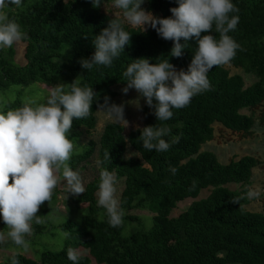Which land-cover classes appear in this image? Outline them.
I'll use <instances>...</instances> for the list:
<instances>
[{
  "label": "trees",
  "instance_id": "obj_1",
  "mask_svg": "<svg viewBox=\"0 0 264 264\" xmlns=\"http://www.w3.org/2000/svg\"><path fill=\"white\" fill-rule=\"evenodd\" d=\"M233 2L239 9V23L229 35L242 50L227 64L256 77L257 82L246 88L243 77L231 76L225 69L227 64L213 66L208 73L210 90L194 96L186 107L173 109L170 120L156 121L146 106L142 128L163 123L171 135L180 136L166 152L144 149L139 129L125 136L124 128L115 123L108 124L95 140L99 112L94 102L87 118L73 120L69 139L74 150L68 164L82 175L93 159L102 160L109 151L110 161L103 166L124 182L120 198L123 223L110 227L105 211L97 206L99 169L95 167L96 177L77 200L86 208L82 226L62 224L60 229L69 235L59 253L46 251L38 261L16 254L20 264H72L67 258L69 248L87 252L88 256L80 255L79 264H264V213L248 211L250 200L245 196V186H252L259 160L244 157L224 165L214 153L202 152L214 141L216 124L242 138L253 134L256 123L264 125V0ZM177 6L176 0H145L142 5L161 18L170 17V8ZM108 7H113L111 0L99 7H93L91 0H23L22 7L10 9L9 16L27 33L28 38L20 41L25 45L26 64L14 62L13 47L0 50V111L21 106L28 100L26 89L32 86H39L40 92L41 87L71 84L78 77L81 84L92 86L99 103L105 96L116 103L114 89L127 86L122 73L131 60L141 57L150 58L151 63L167 57L177 70L187 69L195 41H189L181 57H172L171 40L161 38L150 27L142 31L127 25L130 42L111 67L82 69L79 60L92 55V41L114 18L105 10ZM212 34L219 38L218 33ZM38 91L31 94V100ZM244 110L251 113L243 114ZM129 148L140 157L128 158ZM170 168L176 169L175 174ZM229 185L240 186L241 191H232ZM204 191H210L209 196L198 201ZM237 197L244 198L233 202ZM186 200L194 202L172 218L178 204ZM55 201L53 193L39 208L48 212ZM138 210L155 215L153 228L125 235L129 226L139 224V217L130 214ZM33 229V241L46 235L49 220L45 215Z\"/></svg>",
  "mask_w": 264,
  "mask_h": 264
},
{
  "label": "clouds",
  "instance_id": "obj_2",
  "mask_svg": "<svg viewBox=\"0 0 264 264\" xmlns=\"http://www.w3.org/2000/svg\"><path fill=\"white\" fill-rule=\"evenodd\" d=\"M91 3L99 7L105 5V0ZM111 3L119 11L95 36L92 55L79 60L87 72L94 67H111L124 53L132 35L126 25L142 31L150 27L161 38L171 40L172 57H181L189 41H195L196 49L186 70H177L167 57L156 58L154 63L141 57L131 60L122 73L127 85L122 92L135 89L156 121L170 120L173 109L186 107L194 96L210 90L209 71L213 66L229 63L242 50L229 35L239 23V9L233 0H176L178 6L170 8L171 16L166 18L144 9L145 0H111ZM22 5L23 0H0V50L28 38L21 25L9 16L10 9ZM212 33H218L219 38ZM94 102L98 104L97 111L103 112L110 122L128 127L124 105L110 102L108 96L99 103L92 86L81 84L79 77L71 84L57 83L50 87L43 102L25 101L19 107L0 111V220L7 229L0 230V247L11 243L18 249H29L33 225L41 223L38 209L51 200L58 184H63L66 196L85 192L80 171L68 164L74 150L69 136L73 120L87 118ZM139 131L141 145L148 151L166 152L180 140L163 123ZM106 161H110L109 151L102 160L95 161L99 169L96 204L105 211L109 226L116 228L123 223L125 211L117 174L103 166ZM170 171L175 174L176 169ZM245 196L257 199L261 190L245 186ZM67 258L72 264H79L81 256L69 248ZM9 264H20L16 254L10 257Z\"/></svg>",
  "mask_w": 264,
  "mask_h": 264
},
{
  "label": "rangeland",
  "instance_id": "obj_3",
  "mask_svg": "<svg viewBox=\"0 0 264 264\" xmlns=\"http://www.w3.org/2000/svg\"><path fill=\"white\" fill-rule=\"evenodd\" d=\"M66 2L70 0H65ZM107 13H111L112 16L118 11L114 7L105 8ZM134 28V27H132ZM149 28V27H148ZM146 28V30L148 29ZM138 29V28H136ZM15 50L14 62L20 66L26 64L25 55V45L18 42L12 46ZM5 48L4 50H7ZM225 69L229 71L231 76H241L244 79L246 88L257 82V78L253 76H248L244 74L241 69H236L229 64L225 65ZM39 86H32L26 89L28 94L27 101L31 100V94L38 91ZM124 87H117L114 91L117 94L116 104L124 105L125 118L129 121L128 127L124 128V135L128 136L131 132L141 129L144 124L143 109L147 106L144 99L139 95V93L134 89H129L125 94L122 92ZM42 91L36 93V98L32 99L35 101H40L44 99L49 88L41 87ZM44 91V92H43ZM43 98V99H42ZM243 114L249 115L251 112L249 110H244ZM260 110L256 111V117H259ZM110 122L103 112L98 113V125L96 130L93 132L95 136L94 139L97 140L102 134L104 128L110 124ZM215 139L213 142L208 143L202 148V152H212L214 153L221 164L227 165L232 161H239L244 157H254L260 162V165L253 171L252 186H257L261 190V196L257 199H249L250 204L246 209L253 213H264V125L256 123L254 127L253 134L249 137L242 138L224 129L221 125L216 124L214 126ZM85 138H87L85 136ZM86 140V139H85ZM127 157L132 159H137L140 156L136 154L132 149H128ZM96 159L92 160V165L88 170H83L82 176L84 178L85 186L91 182L96 177ZM232 191H241L240 186L229 185L227 186ZM119 196L124 189L123 180H119ZM55 193L56 201L53 202V207L50 211H46V208H39L37 215H45L49 220V231L46 235L42 236L37 240L33 239V234L30 239V247L27 251L18 249L11 243L0 247V264H8L10 257L13 254H20L28 259L38 261L42 253L49 251L53 253H59L67 240L68 232H63L60 226L64 223L71 222L81 227L83 224L84 216L86 213L85 206L78 204L79 195L72 196L65 193V189L62 183L58 184L56 189L53 191ZM210 191H204L198 199H205L209 196ZM97 198V196H96ZM193 200H186L178 204L177 209L173 211L171 217L177 218L181 213L188 209V207L193 203ZM130 214L138 216L140 219L139 224H134L128 227L125 235H128L132 230L141 229L145 231H150L154 226V214L150 211H133ZM6 227L5 223L0 220V230ZM7 230L6 228L4 229ZM80 255L88 256L87 252L81 249L76 250ZM92 264H95L94 262Z\"/></svg>",
  "mask_w": 264,
  "mask_h": 264
}]
</instances>
